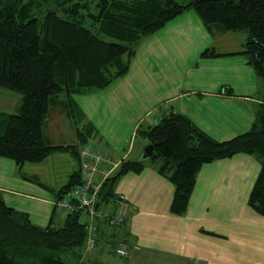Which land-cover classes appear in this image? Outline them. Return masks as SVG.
Here are the masks:
<instances>
[{
    "label": "crops",
    "instance_id": "obj_1",
    "mask_svg": "<svg viewBox=\"0 0 264 264\" xmlns=\"http://www.w3.org/2000/svg\"><path fill=\"white\" fill-rule=\"evenodd\" d=\"M236 34L209 33L193 11L184 12L142 42L124 76L103 90L72 95L82 115L80 128L94 131L85 145H78L76 133L69 138L63 133L65 122L75 130L64 96L52 100L44 118L45 142L77 146L78 152L83 146L102 151L114 163L113 173L123 161H141L149 145L144 131L170 113L185 116L216 142L244 134L261 102L264 80L239 55L246 36L236 39ZM207 49L220 56L201 58ZM21 103L20 95L0 89V112L17 114ZM79 165L62 150L38 164L17 166L0 158V196L33 225L60 228L66 214L54 207V193ZM259 172V163L246 154L203 165L186 213L175 216L170 212L172 184L146 163L115 188L127 205L126 224L110 230L96 223L89 236L92 247L86 245L82 259L103 264H264V218L248 205ZM101 179L100 173L94 176L96 184ZM118 209V202L105 207ZM122 243L128 248L126 258L116 253Z\"/></svg>",
    "mask_w": 264,
    "mask_h": 264
},
{
    "label": "trees",
    "instance_id": "obj_2",
    "mask_svg": "<svg viewBox=\"0 0 264 264\" xmlns=\"http://www.w3.org/2000/svg\"><path fill=\"white\" fill-rule=\"evenodd\" d=\"M186 11H193L209 33H244L239 55L264 80V0H0V89L22 98L19 113L0 112V158L17 166L38 164L62 150L79 161L77 146L52 147L43 138L42 125L52 100L64 96L78 145H85L94 131L80 128L82 115L72 95L103 90L124 76L142 42ZM218 56L212 49L201 53V58ZM225 93L232 94L229 89ZM261 95L250 129L226 142L212 140L178 113L162 117L144 131L154 148L147 163L174 188L171 214L186 213L203 165L246 154L260 165L248 205L264 218V92ZM145 166L144 161L121 162L102 182L92 220L74 211L60 228L33 225L0 196V264H103L82 259L94 229L89 226L97 228L100 222L110 230L118 228L98 214L116 212L105 207L118 202L117 183ZM26 179L39 184L35 178ZM80 183L79 165L54 193L55 202Z\"/></svg>",
    "mask_w": 264,
    "mask_h": 264
},
{
    "label": "built area",
    "instance_id": "obj_3",
    "mask_svg": "<svg viewBox=\"0 0 264 264\" xmlns=\"http://www.w3.org/2000/svg\"><path fill=\"white\" fill-rule=\"evenodd\" d=\"M80 163V177L81 183L74 187L66 196L60 201L54 202V206L69 214L74 211H82L85 217H89L91 221L95 212V203L98 194V190L102 182L111 175L114 170V163L112 160L102 151L93 150L89 147H83L79 152ZM100 173L102 179L99 183L94 182V176ZM119 209L114 214L99 213L101 219L108 222L110 227L122 226L125 222V211L127 205L124 202L123 197L118 199ZM90 231L93 229V225L89 226ZM93 240L88 238L87 247H92ZM116 253L121 258L128 256V248L126 245L120 244Z\"/></svg>",
    "mask_w": 264,
    "mask_h": 264
},
{
    "label": "rangeland",
    "instance_id": "obj_4",
    "mask_svg": "<svg viewBox=\"0 0 264 264\" xmlns=\"http://www.w3.org/2000/svg\"><path fill=\"white\" fill-rule=\"evenodd\" d=\"M178 2H180V3H185V2H187L188 0H177ZM236 39H240L241 37H243V38H245V36H244V34H242V33H237L236 34ZM264 92V83L262 84V86H261V88H260V94H262ZM72 120V119H71ZM62 129H63V133L69 138V137H71L72 136V134H73V132H74V134H75V130H71L70 128H69V126H68V124L65 122L64 123V126L62 127ZM68 138H67V140H68ZM77 139V138H76ZM146 163H147V161H145ZM102 208V210H104V207L102 206L101 207ZM101 249H103V247H101ZM86 261L87 262H89V259H86Z\"/></svg>",
    "mask_w": 264,
    "mask_h": 264
},
{
    "label": "water",
    "instance_id": "obj_5",
    "mask_svg": "<svg viewBox=\"0 0 264 264\" xmlns=\"http://www.w3.org/2000/svg\"><path fill=\"white\" fill-rule=\"evenodd\" d=\"M154 153V148L152 145H147L144 150H143V153H142V156H141V161H146L148 160ZM99 208V203H96L95 204V212L98 210Z\"/></svg>",
    "mask_w": 264,
    "mask_h": 264
}]
</instances>
